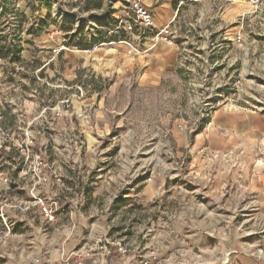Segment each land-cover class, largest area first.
Instances as JSON below:
<instances>
[{
    "label": "rangeland",
    "instance_id": "374dc122",
    "mask_svg": "<svg viewBox=\"0 0 264 264\" xmlns=\"http://www.w3.org/2000/svg\"><path fill=\"white\" fill-rule=\"evenodd\" d=\"M121 1L0 0V59L26 62L31 72L50 59L38 52L43 45L64 47L68 56L59 53L48 76L65 72L71 111L91 128L74 122L59 145L27 131L34 153L49 165L58 158L59 176L84 169L67 155L99 164L113 157L117 175L127 164L133 175L145 162L148 169L124 192L53 195L48 182L36 185L14 140L0 149V264H77L81 254L83 264H264V142L222 150L209 143L222 108L264 120V0H182L178 46L154 50L160 82L145 80L153 55L128 57L120 44ZM36 193L57 203L60 220L47 237L38 234L45 217ZM67 203H84L87 218L70 251L60 217Z\"/></svg>",
    "mask_w": 264,
    "mask_h": 264
},
{
    "label": "crops",
    "instance_id": "0c3cea01",
    "mask_svg": "<svg viewBox=\"0 0 264 264\" xmlns=\"http://www.w3.org/2000/svg\"><path fill=\"white\" fill-rule=\"evenodd\" d=\"M200 1L208 0H195V2ZM184 3L182 0H156L155 2L148 3V6L153 10L156 23L159 27H164L171 22H173L175 27H178L180 9ZM154 50L149 55H153L152 58L155 57V62L147 68L145 80L160 82L163 74L157 71L160 68H157ZM44 51H47V56L49 57L50 55V59L44 60L42 65L36 66L31 72L26 71V62L17 66H11L5 60L0 59V107L3 109L4 127L9 131L18 130L22 136L21 139H17L14 137L15 134H12L15 141L22 140L24 133L31 131L34 138L39 141L43 140L42 143L44 142V138L46 139V134H48L52 138V141L56 145H59L60 136L67 139L68 135H71V131L76 128L74 122H77L78 130L86 132L91 130V128L87 127L86 123L82 122L81 119L74 117L71 111L69 105L71 102L69 95L70 87L69 83H65V72L59 74L62 78L48 76V72L53 73L52 70L56 66L54 62H57L58 54H63L62 58L67 55L66 49L64 47L59 49L52 44H48L43 45L40 50L38 49L40 53H44ZM53 54H56V56H53ZM151 61L153 60H150V63ZM51 65H53V68H51ZM8 71L14 73V76L10 79L8 75L6 76V72ZM54 71L58 74L56 70ZM85 112L89 113L90 111L86 110ZM90 114L92 113L90 112ZM215 122L220 130L218 129L216 133L212 134V139L209 143L211 142L219 150L227 147L231 149L239 145H255L257 147L264 142V120L261 116L222 108L218 111ZM47 143H50V141L48 140ZM211 143L210 145L212 146ZM73 158L70 155L65 157L67 161L76 162V160H79L80 165L84 162V169L78 171V173L73 171V169H71V172L61 173L62 184H58L52 180V182H48L49 185L45 191L53 195H56L59 191H63L69 195H75L79 191H86L92 198L96 195L116 192L119 188L124 192L127 186L130 187L132 185L131 182L134 179L143 175L145 171H148L147 167L144 166L147 164L145 162L140 171H134L135 175H133L131 172L133 167L127 164L121 166V169H123L120 170L122 174L117 175L118 164H113L112 160L115 159L113 157H110L109 161L107 159L106 163L103 164H99L88 155L84 156V158L81 156ZM58 161V158L49 159L51 164L57 168H61ZM128 189L132 192V188ZM128 203H124L121 209H124L123 206L125 205L132 204V202ZM66 210L67 212L60 215V217L65 218L64 241L68 244L67 251H70V245L78 239L74 236H81V228L86 227L87 218L84 203L79 205V207L67 203ZM41 219L43 225L39 228L38 234L43 237H47L50 234L49 227L57 225L60 220L59 218L57 221L48 222L43 217ZM57 232V230L54 231V237L56 234L58 242L62 243L63 234ZM82 241L86 242V237L83 236ZM85 246L86 243H84L83 247Z\"/></svg>",
    "mask_w": 264,
    "mask_h": 264
},
{
    "label": "built area",
    "instance_id": "2783aa9c",
    "mask_svg": "<svg viewBox=\"0 0 264 264\" xmlns=\"http://www.w3.org/2000/svg\"><path fill=\"white\" fill-rule=\"evenodd\" d=\"M156 0H128L121 1L122 4V16L121 25L123 31L127 35L125 41H121L120 44L126 45V56H148L154 49L160 45H164L169 48L178 46L179 32L178 28L174 26L173 22L168 23L164 27H159L156 23L155 15L148 3L155 2ZM237 43H242V37H237ZM80 118H85L81 113ZM14 141L12 133L6 129L0 123V149L7 148ZM35 146L34 138L25 133L22 141H18L15 145V149L23 157H26L27 161H30V170L34 173L37 179L36 185L42 183L61 182L59 173L54 165H49L42 152L34 153ZM7 181V180H6ZM34 206L40 209L41 214L49 221H55L57 216V203L49 200L47 197L34 194ZM120 252L126 254L127 251L120 247ZM85 254L77 256L76 263L83 264Z\"/></svg>",
    "mask_w": 264,
    "mask_h": 264
}]
</instances>
